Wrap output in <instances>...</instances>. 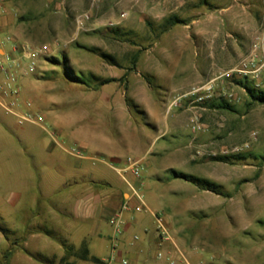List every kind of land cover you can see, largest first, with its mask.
<instances>
[{"label": "rangeland", "instance_id": "374dc122", "mask_svg": "<svg viewBox=\"0 0 264 264\" xmlns=\"http://www.w3.org/2000/svg\"><path fill=\"white\" fill-rule=\"evenodd\" d=\"M234 13L257 27L249 37V52L235 69L216 75L205 90L193 91L190 110L204 111L203 122L196 115L191 134L185 137L189 140L192 135L193 147L186 155L179 153L162 175L141 173L138 192L149 211L135 216L149 217L148 224L156 229L150 211L160 212L171 239L167 243L172 250L175 244L183 251L190 264H264V103L259 100L264 96V0H0V16H6L10 35L19 46L39 52L36 71L27 76L37 87L30 97L31 108L45 117L47 129L18 126L13 117L2 114L0 264H62L64 240L75 249L84 244L102 260L71 257L75 264H108L112 254L131 264L113 250L107 237L111 228L104 218L99 223L104 243L99 245L92 234L93 221L74 216L75 192L65 193L66 212L57 217V197L47 196L51 176L43 164L47 152L63 154L50 136L54 133L59 141L52 116L72 121L76 112L71 107H81L77 125L70 123L64 130L78 129L100 143L118 144L117 155L99 156L102 163L83 162L78 176L67 174V190L78 185H90L99 194L124 189L117 169L133 156L120 147L125 118L105 106L111 102L109 91L125 90V77L145 78L156 85V76L145 73L154 71L163 50L173 54L174 41L191 35V24L206 14L220 23L227 35L224 40H235ZM219 81L235 86L234 91L225 88L216 94L213 85ZM215 95L223 100L219 108L202 104ZM131 114L143 124L142 112L133 108ZM65 146L69 152L78 150L72 143ZM19 153L27 168L16 176L10 156ZM17 177L30 190L13 207L10 199L18 191ZM41 258L49 262H39Z\"/></svg>", "mask_w": 264, "mask_h": 264}, {"label": "crops", "instance_id": "0c3cea01", "mask_svg": "<svg viewBox=\"0 0 264 264\" xmlns=\"http://www.w3.org/2000/svg\"><path fill=\"white\" fill-rule=\"evenodd\" d=\"M233 15V24L238 32L235 40H224L223 38L227 35L220 27V23H214V17L206 14L200 22L191 24L192 36L189 34L184 40H175L172 46L175 48L173 54L169 53L168 55L169 50H163L161 57L156 58L154 71L145 73L156 76V85L149 83L145 78L128 77L126 79L125 77V90L117 91L116 94L109 91L110 101L113 103L110 102L105 106L107 109L113 110L117 117L125 118V137L119 146L125 149V153L133 156L131 162L125 160L122 168L117 169V173L120 174L125 184L124 189L115 190L113 193L99 194L93 192L90 185H85L84 188L78 185V187L73 186L67 190V174L69 176L77 174L78 176L83 170V162L102 163L103 159L99 156L117 155L118 144L107 141L100 143L102 141L99 142L94 135H86L78 129L73 133L66 132L64 129L67 126L70 127L73 123L77 125L81 107H71L76 112L73 117H70L72 121H66L60 114L52 116L53 126L56 127V132L60 135L59 141L56 140L54 133H48L56 141L55 145L62 150L63 154H67L73 159L71 161L63 154H54L49 151L43 162L51 176L50 192L47 196L57 197V203L54 206L57 217L65 215L67 208L65 193L67 191L75 192L77 200L71 206L74 216L77 219L93 221L92 234L98 239L99 245L104 243L99 227L100 220L104 218L111 228V233L107 235L108 239L112 241L111 246L114 245L119 253L128 257L131 264H160L155 260V253L160 248L155 219L151 215L156 229L148 224V220H151L149 217L135 216L138 212L134 211V207L138 205V200L134 196V192L139 193L138 190L143 184L140 180L141 173L149 171L150 177L160 176L164 170L172 168L171 162L176 161L179 153L186 155L188 149H192L194 138L192 135L189 140L185 137L187 132H190L193 118L198 115L199 121L202 123L204 114L202 113L204 111L190 110L189 106L195 98L192 96L193 91L199 88L205 90L204 87H209L216 75L235 69L239 61L249 52L251 47L249 37L257 31V27L246 16L244 17L240 13ZM10 32L11 27L6 16H0V39L10 35ZM13 40L16 45H20L15 38ZM11 50L10 43L1 41L0 58L4 54L10 53ZM14 56L20 59L19 53H15ZM158 60L160 61L158 62ZM21 64L22 71L17 85L19 93L16 100L3 96L2 86L5 76L0 71V122L5 125L2 116L4 114L13 117L18 126L30 124L47 132L43 124L45 117L31 108L30 97L34 88L37 87H34L35 83L33 84L27 73H24L25 61L21 60ZM22 81L24 88H21ZM217 83L213 85V91L216 94H219V91L224 92L225 88L231 92L234 91L235 86L230 88L229 83ZM203 93L204 91L201 92V94ZM11 101L16 102L15 106H10ZM220 101L223 100L215 95L202 104L207 108L210 106L219 108ZM133 108L143 113L145 119L143 124L135 122L131 117ZM7 109H10V112ZM25 112L40 115L41 120L19 125L17 117ZM70 123L71 125H69ZM0 138L2 137L0 136ZM67 143H72L78 150L75 153L67 151L65 148ZM92 150L95 152H91ZM23 158L22 153L10 156V165L16 176L23 174L27 168ZM114 160L121 162L117 157ZM164 161L167 162L166 166ZM15 183L18 191L12 194L10 199V204L13 207H17L24 197L23 193L28 194L30 190L27 183L20 181L18 177L17 180L15 179ZM125 204L128 205L127 209H123ZM116 218L120 221L118 233L111 223ZM134 236L137 237L136 241L133 240ZM162 249L169 253L173 252L168 243H165ZM91 256L101 260L95 255Z\"/></svg>", "mask_w": 264, "mask_h": 264}, {"label": "built area", "instance_id": "2783aa9c", "mask_svg": "<svg viewBox=\"0 0 264 264\" xmlns=\"http://www.w3.org/2000/svg\"><path fill=\"white\" fill-rule=\"evenodd\" d=\"M3 43H10L12 45V50L7 54H4L2 58H0V71L4 74L5 76V81L2 86V94L4 97H9L12 98L13 100H16L19 89L17 87V80H18V69L21 70L22 64L21 60L26 61L25 65V70L24 73H33L36 71L37 68V60H38V54L39 52L33 49L32 47H29L28 45L24 46H19L14 43L13 38L8 35L4 37L3 39H0ZM11 53H19L20 54V59L11 58ZM8 62L7 67L4 66V63ZM28 61V62H27ZM198 101H202V98H199ZM16 102L11 101L10 106H15ZM7 111L10 112V109H7ZM18 124L23 125L24 123H34L36 121H40L41 117L40 115L31 113V112H25L21 115H18ZM132 160H128V162H131ZM134 196L138 200V205L134 207V211L140 213V212H146L149 211L147 206L145 205L143 201V197L141 194L134 192ZM128 205L125 204L123 206V209H127ZM151 215L156 221L157 224V236H158V245L159 249L155 253V260L159 262L160 264H190V262L187 260L185 254L183 251L178 249V247L173 244L174 250L173 252L169 253L162 249V246L167 243L168 241L171 242L170 236L168 231L163 225V218L161 216V213H153L151 212ZM111 223L115 226L116 232L118 233L120 221L117 220V218ZM134 241L137 240V237L134 236L133 238ZM113 250L116 251V247L113 245L112 246ZM113 261H119L120 264H128V261L121 257V258H116L113 254L111 255V258L108 261V264H110Z\"/></svg>", "mask_w": 264, "mask_h": 264}, {"label": "trees", "instance_id": "16d2710c", "mask_svg": "<svg viewBox=\"0 0 264 264\" xmlns=\"http://www.w3.org/2000/svg\"><path fill=\"white\" fill-rule=\"evenodd\" d=\"M259 100L264 103V96L260 97ZM185 180H193L192 177H184ZM62 246L64 249V255L60 258V262L62 264H75L74 261H71L70 258H77L84 261H91L93 263H101L102 261L98 258L91 256L87 247L82 244L79 249H75V247L71 244H68L66 241H62ZM38 260V259H37ZM39 262L48 263L49 261L44 259H39Z\"/></svg>", "mask_w": 264, "mask_h": 264}]
</instances>
